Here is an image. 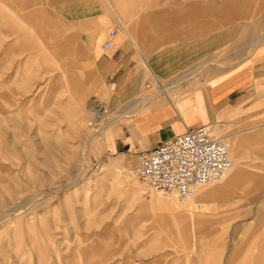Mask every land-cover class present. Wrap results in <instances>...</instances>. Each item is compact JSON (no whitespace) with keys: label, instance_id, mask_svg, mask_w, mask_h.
<instances>
[{"label":"rangeland","instance_id":"1","mask_svg":"<svg viewBox=\"0 0 264 264\" xmlns=\"http://www.w3.org/2000/svg\"><path fill=\"white\" fill-rule=\"evenodd\" d=\"M90 1L97 6L88 17L110 23L104 41L110 30H117L112 48H123V35L135 43L133 28L142 26L145 11L150 13L143 25L155 46L145 54L152 70L138 56L140 97L152 96L163 86L171 98L176 97L174 92L182 95L189 89L181 87L185 81L193 86L209 79L264 45V8L260 17L220 22L216 17L202 18L205 0H151L154 5L148 7L136 0L134 13L124 18L125 25L116 0ZM37 5L42 7L41 2ZM201 20L213 23L210 36L230 33L219 41L223 49L198 52L200 56L183 51L182 46L206 38L184 35L188 28L201 26ZM65 24L70 26L67 21ZM239 25L248 28L241 31ZM176 31L175 37L167 36ZM249 32L252 34L245 35ZM70 33L65 32L62 38ZM85 34L75 40V47H86L84 57H67L60 49L61 41L55 40L60 56L49 61L34 57L32 61L29 48L10 50L7 47L13 34L7 28L0 34V264H254L258 245L264 243L260 208L264 183L247 179L228 191H213L201 207L203 211L210 205L204 223L179 228L167 225L162 216L175 207L165 199H172L181 210L191 209L193 198L185 202L175 193L152 192L133 172L136 156L105 153V129L117 117L110 107L115 84L104 78L97 51L94 46L87 49ZM34 35L36 43L52 41L41 33ZM258 37V44L241 48ZM170 50L175 53L168 67L178 69L160 76L154 71L155 59ZM75 70L86 74L93 85L87 100L80 104L74 100L67 103L66 87L53 86L55 75L71 79ZM186 70L192 74L180 78ZM171 82L176 85L167 88ZM90 98L105 105L99 123ZM78 105L80 116L74 113ZM263 129L264 125L257 124L251 129L228 128L223 133L225 137L231 133L243 137ZM261 146L264 141L244 146L241 166L252 179L264 178V153L255 151ZM230 152L233 159V149ZM229 248L239 251L232 263L226 262Z\"/></svg>","mask_w":264,"mask_h":264},{"label":"crops","instance_id":"2","mask_svg":"<svg viewBox=\"0 0 264 264\" xmlns=\"http://www.w3.org/2000/svg\"><path fill=\"white\" fill-rule=\"evenodd\" d=\"M205 1L206 10L203 11L202 18L216 17L220 22L260 17L264 8V0ZM39 2L42 7L37 5ZM95 3L90 0H0V34L5 28L9 29L11 35L13 34L7 48L17 46L29 48L32 50L31 59L34 57V59L49 61L60 56L58 48L54 45L55 40L61 41L60 49L67 57H84L86 47H75V40L77 36L86 33L87 49L91 50L94 46L97 51V63L104 78L109 83L115 84V96L110 101V107L112 112L117 113V117L107 125L105 139H103V142L105 140L104 151L109 156L117 154L135 156V151L153 149L175 135L199 125H208L211 128L218 126L223 128L224 132L228 128L251 129L257 124L264 125V45L259 46L252 55L236 65L214 73L209 79L201 80L193 86L185 81L181 87L189 89L182 95L174 92L176 97L171 98L165 93V88L152 96L140 97L137 94L141 90L142 77L138 67V56L142 57L147 68L152 70L145 54L147 55L155 46L149 30L143 25V20L149 18L150 13L145 11L142 26L138 24L133 28L137 38L136 45L134 41L132 43L123 35V48H112V46L109 50H104L102 43L105 42L104 38L107 34V31H104L110 23L106 19L88 17L89 13L96 8ZM116 3L123 15L121 17L123 23L126 25L124 18L134 13L133 7L136 0H116ZM150 4L154 5L151 0H142V5L148 7ZM66 21L69 27H66ZM200 23L202 24L198 28L190 27L185 30L184 35L186 38L197 36L206 38L197 44L182 46L183 51L200 56L198 52L202 55L209 50L223 49L222 42L219 41L230 33H216L210 36L209 33L215 29L213 23L209 20H201ZM242 27L244 26L239 25L241 31L248 28ZM77 29L83 32H77ZM67 31L71 32L70 35L62 38ZM35 33H41L46 39L52 41L46 42L45 45L36 43ZM177 34L179 31L171 32L167 36L171 35L173 38ZM251 34L250 32L245 33L247 36ZM259 39L260 37L252 44L245 43L240 46L242 48L244 45L258 44ZM173 53L175 52L170 50L168 55H161L155 59L154 71L158 75L169 76L178 69V67H168L171 64ZM32 61L29 60V62ZM75 71V76L71 79L65 77L64 74L55 75L53 86L66 87L69 92L67 103L74 100L80 104L87 100L93 85L87 82V75L81 70ZM190 71L186 70L189 74L183 73L180 78L190 75ZM179 79L174 81L178 82ZM176 82H171V85L166 87L175 86ZM149 85L151 86L150 82H147L146 88ZM77 107L79 108L74 113L80 116L81 105ZM225 135L222 134L223 137ZM227 138L231 139L234 144L233 160L237 162L234 163L232 172L220 183L199 186L193 195L191 209L179 210L177 203L167 201L175 207V211L162 216L167 225L179 228L178 226L193 227V225L204 223L207 219L206 210L210 209V205L207 204L206 210L203 211L201 207L207 195L213 191H228L246 182L247 179H251L255 184L264 183L262 177L250 178L251 175L249 176V173L246 175L241 166L245 157L244 146L264 141V129L243 137H234L231 133V137L227 136ZM255 151L264 153V147H256ZM122 167L126 169V165L122 164ZM133 192L136 191L133 190ZM192 206L196 208L195 211ZM260 208L263 209L261 213L264 218V194ZM180 214L183 215L179 216ZM238 253L236 248H229L226 262L232 263ZM252 262L264 264V243L258 245V252L254 255Z\"/></svg>","mask_w":264,"mask_h":264},{"label":"built area","instance_id":"3","mask_svg":"<svg viewBox=\"0 0 264 264\" xmlns=\"http://www.w3.org/2000/svg\"><path fill=\"white\" fill-rule=\"evenodd\" d=\"M116 36L117 30H110L104 50L113 46ZM135 156L139 179L156 191L177 192L182 200L193 195L196 186L225 178L232 167L228 146L208 125L189 128L153 149L135 151Z\"/></svg>","mask_w":264,"mask_h":264},{"label":"bare ground","instance_id":"4","mask_svg":"<svg viewBox=\"0 0 264 264\" xmlns=\"http://www.w3.org/2000/svg\"><path fill=\"white\" fill-rule=\"evenodd\" d=\"M189 74V73H188ZM192 74V73H191ZM161 89H162V87L159 89V91H161ZM162 90H165V88H164V86H163V89ZM158 91V92H159ZM157 92V93H158ZM156 93V94H157ZM89 105H90V107L91 108H95V110H97V116H96V120H98V123H99V121L101 120V118L103 117V115L105 114L104 112H101L100 110L102 109V108H104L105 107V105H102V103L101 102H98L96 99H94V98H92L90 101H89ZM108 110V109H107ZM210 128V130H211V132L215 135V136H217V137H220V138H222L224 141H225V143H226V145L228 146V148H229V152H230V150H232L233 149V146H234V144H233V142L230 140V139H228L227 137L225 138V137H223L222 135H217L218 133L219 134H223V132H224V130H223V128H220V127H218V126H213V129L211 128V127H209ZM230 156H231V152H230ZM231 159H232V156H231ZM232 167H233V159H232ZM232 167H231V169H232ZM230 169V170H231ZM133 172H134V170H133ZM134 174H135V172H134ZM135 176L137 177V175L135 174ZM137 179H139L138 177H137ZM140 181H142L141 179H139ZM220 181L221 180H219V181H216V182H213V183H220ZM143 182V181H142ZM143 183H145V182H143ZM146 185H147V187L152 191V192H163V191H156V190H154L152 187H150L147 183H145ZM205 185V184H204ZM199 186H201V185H198V186H196L195 187V190H194V194H195V192H196V189L199 187ZM166 193H175L176 195H177V197L178 198H180V196L178 195V193L177 192H166ZM161 194V193H160ZM193 194V195H194ZM162 195V194H161ZM193 195H191L190 197H188L187 199H185V200H182L181 198V200L182 201H187V200H189V199H192L193 198ZM159 197V196H158ZM166 201H169V202H171V200H167V199H165ZM190 201V200H189ZM171 205V204H170Z\"/></svg>","mask_w":264,"mask_h":264}]
</instances>
